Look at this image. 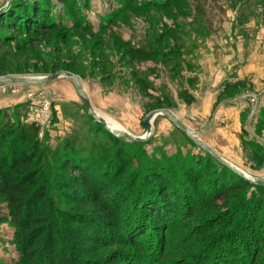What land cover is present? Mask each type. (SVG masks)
Returning a JSON list of instances; mask_svg holds the SVG:
<instances>
[{
  "label": "rangeland",
  "instance_id": "1",
  "mask_svg": "<svg viewBox=\"0 0 264 264\" xmlns=\"http://www.w3.org/2000/svg\"><path fill=\"white\" fill-rule=\"evenodd\" d=\"M40 1L0 0V15L9 19L20 4L29 7ZM74 2L69 6L60 0H50V17L62 18L67 27L82 20L83 24H92V33L97 35L77 29L27 35L22 28H0V70L19 71L0 78L72 74L79 79L93 112L133 137L145 135L144 122L149 115L169 112L231 169L209 159L162 116L151 122L150 137L138 143L140 150H134L130 145L134 143L122 137L114 138L90 120L74 83L67 78L43 84L0 85L1 114L4 113L10 122L30 123L29 101L35 103L34 97L42 94L50 102L51 117L49 127L38 132L39 142L51 152L57 150L59 155L64 153L66 143L85 152L89 150L92 154L89 157L96 156L91 164L99 173L105 172L108 166H117L121 160L115 144L126 145L134 159L132 167L116 182L120 189L122 185L134 186L139 174L148 176L154 167L167 173L173 166L181 175V169L192 167L195 162L203 165L195 176L199 177L198 183L187 186L193 200L198 194L221 196L228 188L223 181L227 184L230 180L232 185L239 179L256 181L246 193L244 212L238 206L230 207L237 202L231 198H224L217 205L223 213L221 220L226 218L229 222L235 217L233 225L239 235L235 233L233 244L240 249V255L248 250L246 242L257 249L247 251L242 262L264 264V181L258 182L264 179V0ZM135 7L141 11H135ZM77 15L81 17L75 18ZM10 40L25 44L21 55L10 54L4 49ZM132 49L152 52V61L132 59ZM229 113L236 114L238 120L225 125L222 116ZM56 162L59 164L61 158ZM148 162L151 167L147 168ZM74 176H78L75 171L58 170L53 179L65 182L64 178ZM146 178L141 176L140 182L146 184ZM219 180L221 184L218 183L217 189ZM142 186L139 184L135 189ZM69 192H77L76 196L81 192L87 195L75 188V184L55 189L61 214L78 209L77 204L61 201V196ZM234 194L242 193L235 191ZM89 202L91 200L86 206L95 207ZM7 214L6 204L0 198V217H7ZM175 217L171 219L173 224L177 222ZM59 218L70 225L64 215ZM13 234L14 229L9 224L0 226V259L6 264H16L19 260ZM98 236L101 238L103 234ZM257 238L259 245L255 247L253 240ZM230 240L219 242L220 246L230 250ZM89 246L86 243V247ZM203 248L205 245L199 251ZM120 250L126 249L114 243L99 244L92 257L89 256L104 264H123L124 257L115 255ZM136 257V262L146 258L145 253H136Z\"/></svg>",
  "mask_w": 264,
  "mask_h": 264
},
{
  "label": "trees",
  "instance_id": "2",
  "mask_svg": "<svg viewBox=\"0 0 264 264\" xmlns=\"http://www.w3.org/2000/svg\"><path fill=\"white\" fill-rule=\"evenodd\" d=\"M49 1L42 0L29 7L20 4L9 19L0 15V28H22L27 35L40 31L66 33L74 29L97 35L92 33V24H83L82 20L72 22V26L67 27L62 18H51ZM74 1L60 0L69 6ZM133 9L141 11L136 7ZM24 46V43L10 40L4 49L10 54L21 55ZM130 56L136 61H152L153 57L152 52L143 49L130 50ZM17 72L5 68L0 70V76ZM8 120L0 112V198L6 204L8 213L7 217H0V226L9 224L14 229L13 240L19 254L16 264H104L89 255L99 244L111 243L126 249L115 253L117 258L124 257L123 264H245L242 262L245 253L257 250L246 242L244 245L248 250L240 255V249L233 244V238L238 234L233 225L235 217L229 222L225 221L226 218L221 220L223 213L217 205L224 198H231L237 202L227 207L238 206L244 212L243 201L248 189L253 188L251 183L239 179L232 185L230 180L227 184L223 181L228 188L221 196L203 197L196 194L193 200L187 186L198 183L197 170L203 165L195 162L192 167L181 169V175L175 172L173 166L169 167L171 169L167 173L153 166L154 170L151 169L148 176L139 174V180L134 179V186L132 184L126 188L122 183L120 189L116 182L132 167L134 159L130 157L126 145L115 144L121 160L117 166H108L105 172L99 173V169L91 164L96 161V156L89 157L92 155L89 150L87 154V151L76 149L72 143H66L64 153L59 155L57 150L51 152L42 146L38 138L39 129L34 124ZM6 140L8 144H5ZM130 145L134 150H140L141 144ZM58 158H61L59 164L56 162ZM146 166L151 167V164L148 162ZM58 170L75 171L78 176L58 182L53 179V174ZM215 172L218 174L217 170ZM141 176L147 177L146 184L140 182ZM74 184L75 188L87 195L84 196L82 192L78 196L77 192L63 194L61 201L79 206L74 212L61 214L58 208L60 201L56 200L54 190ZM139 184L143 185L142 188L135 189ZM235 191L242 194L237 196ZM88 200L95 207L86 206ZM61 215L68 218L71 226L59 218ZM173 217L177 218L178 223L171 222ZM99 234L103 236L99 238ZM230 238V250L220 246L222 241L226 243ZM253 241L255 247L259 245L258 238ZM86 243L91 246L86 247ZM202 245L206 248L199 251ZM136 253H145V260L136 262ZM0 264L6 263L0 259Z\"/></svg>",
  "mask_w": 264,
  "mask_h": 264
},
{
  "label": "water",
  "instance_id": "3",
  "mask_svg": "<svg viewBox=\"0 0 264 264\" xmlns=\"http://www.w3.org/2000/svg\"><path fill=\"white\" fill-rule=\"evenodd\" d=\"M59 78H67V79H70L74 83L75 89H76L77 93L79 94V97L83 103V106H84L88 116L94 122L101 125L104 128V130H106L108 133H110L115 138L122 137L125 140L132 142V143L145 142L150 137V134H151V122L155 118H157L158 116H162V117H165L166 119H168L199 150L204 152L207 156H209L211 159H213L217 163L221 164L222 166L231 169L230 165L227 162L222 160L216 153H214L212 150H210L208 147H206L199 139L194 137L186 129V127L184 125H182L172 114H170L169 112H166V111H158V112H155V113H152L151 115H149V117L144 122V126L146 127V133L143 137H133V136H131L125 132L110 130L106 121L104 119L100 118L99 116H97L93 112V110H92V108H91V106H90V104H89V102H88V100L84 94V91L82 89V86L80 84L79 79L72 74L60 72V73H57V74L49 76V77L29 78V79H16V78L2 77V78H0V85L43 84V83L53 82ZM234 171L238 173V171H236V170H234ZM246 180L250 183H254V184L256 183V181H253V180L252 181L248 180V179H246ZM261 181H264V179H261L258 182H261Z\"/></svg>",
  "mask_w": 264,
  "mask_h": 264
},
{
  "label": "built area",
  "instance_id": "4",
  "mask_svg": "<svg viewBox=\"0 0 264 264\" xmlns=\"http://www.w3.org/2000/svg\"><path fill=\"white\" fill-rule=\"evenodd\" d=\"M35 103L31 101L29 106V122L34 124L38 129L49 127L50 124V102L42 94H38L34 97Z\"/></svg>",
  "mask_w": 264,
  "mask_h": 264
},
{
  "label": "crops",
  "instance_id": "5",
  "mask_svg": "<svg viewBox=\"0 0 264 264\" xmlns=\"http://www.w3.org/2000/svg\"><path fill=\"white\" fill-rule=\"evenodd\" d=\"M222 117H223L222 122H225V125H228L229 124V121H232V124H233V122L235 124V121L238 120V116L236 114L234 116V114H231V113L224 114Z\"/></svg>",
  "mask_w": 264,
  "mask_h": 264
},
{
  "label": "bare ground",
  "instance_id": "6",
  "mask_svg": "<svg viewBox=\"0 0 264 264\" xmlns=\"http://www.w3.org/2000/svg\"><path fill=\"white\" fill-rule=\"evenodd\" d=\"M106 123H107L108 127L110 128V130L123 132L121 127H119L118 125L113 124V123H108V122H106Z\"/></svg>",
  "mask_w": 264,
  "mask_h": 264
}]
</instances>
